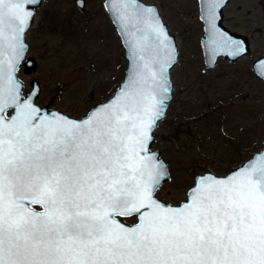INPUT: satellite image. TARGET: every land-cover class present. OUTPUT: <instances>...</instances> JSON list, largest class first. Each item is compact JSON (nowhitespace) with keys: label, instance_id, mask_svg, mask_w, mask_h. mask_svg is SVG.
<instances>
[{"label":"snow or ice","instance_id":"1","mask_svg":"<svg viewBox=\"0 0 264 264\" xmlns=\"http://www.w3.org/2000/svg\"><path fill=\"white\" fill-rule=\"evenodd\" d=\"M40 3L0 0V264H264V150L195 176L179 205L159 198L172 176L152 145L177 46L155 7L108 0L129 68L108 102L74 119L45 110L19 75ZM222 7L201 0V43L210 58L241 56ZM255 67L264 76V60Z\"/></svg>","mask_w":264,"mask_h":264},{"label":"rangeland","instance_id":"2","mask_svg":"<svg viewBox=\"0 0 264 264\" xmlns=\"http://www.w3.org/2000/svg\"><path fill=\"white\" fill-rule=\"evenodd\" d=\"M143 1L156 4L177 39L173 94L152 147L172 176L159 198L179 203L196 174H226L262 148L264 81L253 61L264 54V0L228 1L223 21L248 36L250 49L235 60L219 57L211 68L205 67L200 45L198 0ZM26 40V56L36 66L29 72L21 66L25 91L36 78L37 102L70 115L80 117L106 100L124 76L125 50L104 0H85L83 8L75 0H41Z\"/></svg>","mask_w":264,"mask_h":264},{"label":"water","instance_id":"3","mask_svg":"<svg viewBox=\"0 0 264 264\" xmlns=\"http://www.w3.org/2000/svg\"><path fill=\"white\" fill-rule=\"evenodd\" d=\"M228 1H229V0H221V3H222V5H223V7L220 9V17H219V20H218V26H219L222 30L228 32L233 38H235V39H239V40H243V41L245 42V45H246V47H247V52H248L249 49H250V44H249L248 36L245 35V34H243V33H240V32H237V31H234L233 29H231L230 27H228V26L224 23V21H223V11H222V10H223V8L225 7V5L228 3ZM75 2H76V4H77L80 8H83V7H84V6L81 7L80 4L77 2V0H75ZM140 2H141V3H144V4H148V5H153V6L155 7V9L157 10V12L159 13V10H158L156 4H154V3H147V2H145V1H143V0H140ZM107 3H108V0H104V6H105V9H106V11H107V13H108V15H109L111 21L114 23V25H115V27H116V29H117V32H118V34H119V36H120V33H119V24L116 22L115 17H114V16L109 12V10L107 9V7H106ZM83 5H85V0H83ZM198 6H199V16H200V15H201V0H198ZM36 9H37V7L35 8V13H36ZM159 16L161 17V14H160V13H159ZM161 19H162V17H161ZM162 22H163V24L166 26L168 33H169L170 36L174 39L175 44H176V46H177V39H176L175 34L169 30L167 24L165 23V21H164L163 19H162ZM202 22H203V29H204V27H205V25H204V21L202 20ZM32 23H33V22H32ZM31 25H32V24H31ZM204 38H205V33H204V31H203V36H202L201 39H200V45H201V49H202V53H203L204 62H205V67H206V68H211V67L215 66L219 57H227V58H229V59H231V60H235V59H237L238 57H240V56H238V57H232V56H228V55H217V56H212V57L210 58L209 53L207 52V50L204 48L203 44L201 43V41H202ZM120 39H121V38H120ZM25 42H26L27 47H28V41L26 40V37H25ZM121 42H122V40H121ZM122 44H123V43H122ZM123 47H124L125 55H126V58H127V61H128V62H127L126 69H125V73H124V76H123L122 81H120L119 85L115 88V90L113 91V93H112V94H111L106 100L100 101V102H98L96 105H94L93 107L89 108V110H88L83 116H81V117H76V116L70 115L69 113H67V112H65V111H62V110H60V109H58V108H55V107H49L48 104H44V105H41V104H40V105H41L43 108H45V110H47V111H50V112H51V111H59V112H62V113L66 114V115H68L69 117H72V118H74V119H80V118L84 117V116H85V115H86L91 109L95 108L97 105H99V104H101V103H106V102H108L109 99H110V98L115 94V92L118 90V88L120 87V85L123 83V81H124V79H125V77H126V74H127L128 68H129V59H128V55H127V48H126V46H125L124 44H123ZM247 52H246V53H247ZM177 54H178V47H177ZM244 54H245V53H244ZM26 60H30L31 63H30L26 68L24 67V71H25V72H29L30 70H32V69L35 68V66H36V62H35V59H34L33 56H26ZM262 60H264V54L260 55V56L257 57L256 59H254V61H253V68H254L255 72H256V73H257V74H258V75L264 80V76H261V75L257 72L256 67H255V65L258 64V63H259L260 61H262ZM33 80H35V81L38 83V86H39V88H40V85H39L38 80H37L36 78H33L31 81H33ZM31 81H30V82H31ZM170 82H171L172 90H173V82H172V78H171V69H170ZM171 98H172V91H171V93H170V99H169L168 102H167V107H166V109H165V113H166V110H167V108H168V106H169V102H170ZM37 103H38V102H37ZM38 104H39V103H38ZM165 113H164V115H165ZM152 150L155 151V152H157L158 155L160 156V158H161L163 161H165L166 164H167V166H168V162H167V161L165 160V158L160 154V150H159L158 148H154V149H152ZM262 150H264V142H263V146H262V148H261L260 150L256 151V152H254L253 154L258 153V152H260V151H262ZM249 158H250V157H249ZM249 158H248V159H249ZM248 159H247V160H248ZM247 160H245L243 163H245ZM243 163H242V164H243ZM242 164H241V165H242ZM241 165H240V166H241ZM238 167H239V166H238ZM238 167H236V168H238ZM168 168H169V166H168ZM236 168H234V169H236ZM234 169H232V170H234ZM230 171H231V170H230ZM230 171H229V172H230ZM229 172H228L227 174H229ZM204 173H211V174L216 175V176H225V175H227V174L220 175V174H216V173H214V172L211 171V170H206L205 172H203V173H199V174H197L196 176H199V175L204 174ZM162 201H163V200H162ZM167 203H171V204H173V205H179L180 202L177 203V204L172 203V202H167ZM31 207L35 208L34 205H31ZM35 209H36L37 211L41 210L40 208H35ZM124 222H125V221H124ZM125 223H127V222H125ZM128 224H131V223H128Z\"/></svg>","mask_w":264,"mask_h":264},{"label":"flooded vegetation","instance_id":"4","mask_svg":"<svg viewBox=\"0 0 264 264\" xmlns=\"http://www.w3.org/2000/svg\"><path fill=\"white\" fill-rule=\"evenodd\" d=\"M22 67L24 68V66L22 65ZM41 104V103H40ZM42 105H44V104H42Z\"/></svg>","mask_w":264,"mask_h":264}]
</instances>
